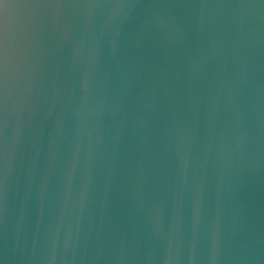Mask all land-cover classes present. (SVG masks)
I'll use <instances>...</instances> for the list:
<instances>
[{"label":"water","instance_id":"95a60500","mask_svg":"<svg viewBox=\"0 0 264 264\" xmlns=\"http://www.w3.org/2000/svg\"><path fill=\"white\" fill-rule=\"evenodd\" d=\"M0 264H264V0H0Z\"/></svg>","mask_w":264,"mask_h":264}]
</instances>
